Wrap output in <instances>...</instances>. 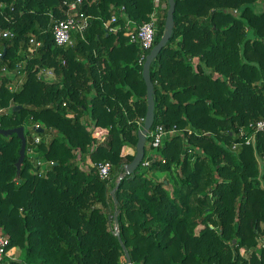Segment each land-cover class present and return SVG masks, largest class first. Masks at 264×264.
I'll return each instance as SVG.
<instances>
[{"label": "trees", "instance_id": "1", "mask_svg": "<svg viewBox=\"0 0 264 264\" xmlns=\"http://www.w3.org/2000/svg\"><path fill=\"white\" fill-rule=\"evenodd\" d=\"M72 1L0 0V29L14 33L0 39V130L42 137L18 170L21 141L0 134L3 264H127L119 239L132 264H264V133L231 150L240 128L264 119L259 0H175L173 36L151 67L152 129L179 133L159 149L148 139L149 164L133 175L148 97L128 34L157 10V45L168 0H82L77 15L92 17L84 39L58 47L54 24ZM116 15L113 33L105 24ZM36 159L53 163L47 175ZM101 162L112 164L110 181Z\"/></svg>", "mask_w": 264, "mask_h": 264}, {"label": "built area", "instance_id": "2", "mask_svg": "<svg viewBox=\"0 0 264 264\" xmlns=\"http://www.w3.org/2000/svg\"><path fill=\"white\" fill-rule=\"evenodd\" d=\"M154 1H155V5L158 7L160 5L161 0H154ZM81 5H82V0L65 2V6L67 7V12H68V18L65 20L56 21V23L54 24V29H53L55 44L58 47L68 48V47L73 46L75 35L84 39L85 34L90 27V22L92 20V17L90 16H80L79 17L77 15ZM258 8L264 10V0H259ZM123 9L124 8H122V10ZM234 14H237V11H235ZM158 17H159L158 11L156 10L152 14L150 22L140 27L139 32L137 34H134V33L128 34V36L130 37V43H137L142 51L141 52L142 55L139 60V63L141 65L145 63L147 54L154 47ZM117 19H118V16L116 15L112 18V20L108 21L105 24L106 28H108L110 32L114 33L118 31L117 27H112V24L116 22ZM12 38H14V33L11 30L0 29V39H12ZM30 44L34 47L41 46V43L37 42L35 39H31ZM0 56H3V54L0 53ZM40 74L44 76L45 78H48L49 76L51 77L54 76L56 80V75L53 69L42 68L40 70ZM15 88H17V86L14 85L13 89ZM3 112H4V109L0 108V115ZM141 123H144V119L142 120V122H140V124ZM0 127H1V124H0ZM33 127L35 130L41 129L39 125H34ZM177 133H179V131L176 128L166 129L165 127L159 125L155 129H151L148 132L147 139L150 140V146L153 149H159L162 147L163 142L166 138L174 136ZM259 133H264V119L251 122L247 127L240 128V130L235 136V140L233 142L231 150L235 152V151H238L239 148H241L244 145L250 146L255 141L256 135ZM41 141H42V137L37 134L31 136V139L29 141L27 140V149H28V145H30V149L28 151L26 150L29 158L31 159L35 158V156L37 155L38 145L41 143ZM41 161H44V160L36 159V163H38L37 166L40 169V174L47 175L46 168L49 165H52L53 163L46 162V161L42 163ZM148 164H149L148 161H145L143 163V166H147ZM96 168L102 180L110 181L111 170H112L111 163L101 162L99 164H96ZM9 242L10 241L7 237L0 236V264H3V257L5 255Z\"/></svg>", "mask_w": 264, "mask_h": 264}, {"label": "water", "instance_id": "3", "mask_svg": "<svg viewBox=\"0 0 264 264\" xmlns=\"http://www.w3.org/2000/svg\"><path fill=\"white\" fill-rule=\"evenodd\" d=\"M169 3V8H168V15L166 19V24H165V30L163 33L162 38L158 42L157 45L153 47L149 55L147 56V59L144 63L143 66V79L146 83L147 86V97H148V109H147V114L144 120V125L141 130L138 132V142L136 146V155L134 160L127 165V173L129 175L133 174H138V169L140 168L142 162L145 159V149H146V144H147V135L148 132L153 128L154 122H155V91H154V84L152 82V77H151V67L153 61L157 58L158 54L162 51V49L169 43L170 39L173 36L174 32V27H175V11H176V2L175 0H168ZM21 106H18L14 109V111H17L18 109H21ZM43 130H41L42 132ZM0 134L6 137L12 136V135H17L19 140L21 141V149L19 153V160L16 164V167L18 170L21 169L25 156H26V150H27V138L25 135V128L24 127H19L15 129H9V130H0ZM117 216L118 214H115V221L117 222ZM118 235V234H117ZM126 258H127V263L131 264L132 260L130 257V254L124 244L122 243V240L119 239ZM236 241H234L235 243Z\"/></svg>", "mask_w": 264, "mask_h": 264}, {"label": "rangeland", "instance_id": "4", "mask_svg": "<svg viewBox=\"0 0 264 264\" xmlns=\"http://www.w3.org/2000/svg\"><path fill=\"white\" fill-rule=\"evenodd\" d=\"M38 77H41V79L43 80V81H47V82H49V83H53L54 82V80H55V78H54V76H49L48 78H45L44 76H42L41 74H40V72L38 73ZM48 79V80H47ZM87 121H86V119H84V123H86ZM25 128V127H24ZM27 128V127H26ZM29 129V128H28ZM130 153V151L127 149V148H125V149H123V155H126V154H129ZM192 155L194 154V153H191ZM194 156V158H195V155H193ZM42 163L44 162V161H41ZM34 164H35V162H33ZM36 164H38V163H36ZM48 167L46 168V171H47V173H48ZM177 172H178V168H177V166L175 167V169H174V173L175 174H177ZM158 177L160 178V179H162L163 178V174H159L158 175ZM165 177V176H164ZM200 228V227H199ZM197 230H199V229H197ZM261 243H263L264 244V240H262L261 241ZM20 255H21V250H17L16 251V255H15V257L16 258H19L20 257Z\"/></svg>", "mask_w": 264, "mask_h": 264}, {"label": "crops", "instance_id": "5", "mask_svg": "<svg viewBox=\"0 0 264 264\" xmlns=\"http://www.w3.org/2000/svg\"><path fill=\"white\" fill-rule=\"evenodd\" d=\"M163 7L165 6V4L163 3V5H162ZM128 150H130L129 148H128ZM131 151V150H130Z\"/></svg>", "mask_w": 264, "mask_h": 264}]
</instances>
